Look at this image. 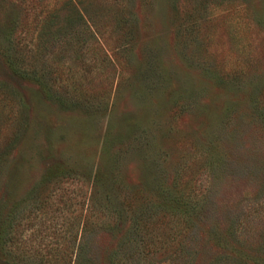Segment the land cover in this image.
<instances>
[{"label": "rangeland", "instance_id": "374dc122", "mask_svg": "<svg viewBox=\"0 0 264 264\" xmlns=\"http://www.w3.org/2000/svg\"><path fill=\"white\" fill-rule=\"evenodd\" d=\"M0 264H264V0H0Z\"/></svg>", "mask_w": 264, "mask_h": 264}, {"label": "trees", "instance_id": "16d2710c", "mask_svg": "<svg viewBox=\"0 0 264 264\" xmlns=\"http://www.w3.org/2000/svg\"><path fill=\"white\" fill-rule=\"evenodd\" d=\"M93 262V261H92Z\"/></svg>", "mask_w": 264, "mask_h": 264}]
</instances>
